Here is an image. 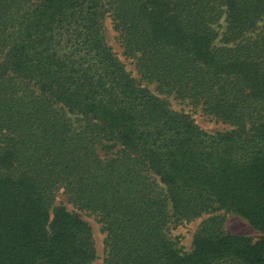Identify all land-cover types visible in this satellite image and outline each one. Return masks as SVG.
<instances>
[{
    "label": "trees",
    "instance_id": "1",
    "mask_svg": "<svg viewBox=\"0 0 264 264\" xmlns=\"http://www.w3.org/2000/svg\"><path fill=\"white\" fill-rule=\"evenodd\" d=\"M139 79L230 124L207 132ZM224 21L223 29L221 30ZM104 147L110 149L100 153ZM264 264V0H0V264ZM208 214L182 252L171 222Z\"/></svg>",
    "mask_w": 264,
    "mask_h": 264
},
{
    "label": "rangeland",
    "instance_id": "2",
    "mask_svg": "<svg viewBox=\"0 0 264 264\" xmlns=\"http://www.w3.org/2000/svg\"><path fill=\"white\" fill-rule=\"evenodd\" d=\"M221 23L222 26L220 28L222 30L224 21L222 20ZM104 30L108 44L112 47V50L123 62L131 75L136 77L141 86L148 88L158 97L165 99L169 103L172 110L188 114L200 128L207 132L226 130L230 127V124L208 115L199 106H194L187 100L175 98L170 94L158 92L154 84L140 80L137 72L135 71L134 61L123 52L120 39L117 36V32L113 28V23L111 17L109 16L105 17ZM107 152H110V149L106 147L100 149L101 154H105ZM55 204L64 206L67 211L74 215V217H78L88 222L87 224L91 228L92 238L96 249L95 259L89 264H106L104 250L105 232L103 231L100 224L101 222L98 221V218L94 214L80 210L73 206L70 202H68L67 196L61 191L57 194ZM216 214H219L221 218H223V228L228 233L251 236L253 239H257L264 235V233L255 227L249 218L243 214L237 212H226L223 210H220ZM207 216L208 214H204L192 220L171 222L168 226L167 233L172 242H174L175 247L182 252L189 251L192 247L193 235L195 234L197 227Z\"/></svg>",
    "mask_w": 264,
    "mask_h": 264
}]
</instances>
